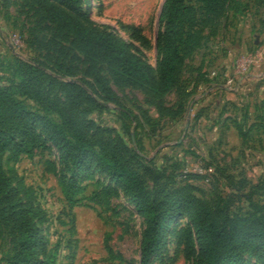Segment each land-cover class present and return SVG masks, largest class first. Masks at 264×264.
I'll use <instances>...</instances> for the list:
<instances>
[{"label":"rangeland","instance_id":"rangeland-1","mask_svg":"<svg viewBox=\"0 0 264 264\" xmlns=\"http://www.w3.org/2000/svg\"><path fill=\"white\" fill-rule=\"evenodd\" d=\"M163 2L79 0L77 6H57L88 29L105 28L126 40L156 69ZM230 6L214 29H201L203 39L185 59L181 82L159 97L114 83L110 64L90 62L76 39L28 0H0V84L35 69L42 90L64 100L60 84L73 82L105 105L79 108L93 121L94 136L126 146L149 191L157 175L170 188L191 184L201 199L233 215H249L255 208L264 212V7L258 0H231ZM89 69L108 82L111 99L93 92ZM21 100L27 110L42 114L33 100ZM32 126L39 136L32 155L6 151L2 169L15 191L13 200L34 216L41 262L138 264L144 223L122 188L94 168L66 171L85 186L81 202L70 210L59 185L60 152L40 126ZM239 130L246 135L239 136ZM49 161L57 172L48 171ZM183 170L191 173L188 178ZM102 187L110 194L108 204L94 194ZM189 227L185 215L170 219L166 246L150 264H190L181 238ZM12 237L11 224L0 214V264L12 253ZM243 264L260 260L251 252Z\"/></svg>","mask_w":264,"mask_h":264},{"label":"trees","instance_id":"trees-1","mask_svg":"<svg viewBox=\"0 0 264 264\" xmlns=\"http://www.w3.org/2000/svg\"><path fill=\"white\" fill-rule=\"evenodd\" d=\"M52 23L71 34L84 56L90 61H106L111 77L119 86L146 88L154 96H163L181 82L185 59L200 46L201 29L213 28L231 9V0H164L159 21L163 31L157 39L159 54L156 69L144 60L130 44L105 28L88 29L58 5L73 7L79 0H28ZM264 7V0H258ZM143 39V38H142ZM28 68V67H26ZM93 92L103 100L113 92L108 82L89 69ZM64 100L50 97L42 90V80L34 70L25 71L18 81L0 84V214L12 226V253L5 264H48L38 254L39 231L33 214L13 200L15 191L9 187L2 169V156L21 153L32 155L41 131L60 152L59 185L71 210L82 200L85 186L73 174L94 168L112 179L142 217L144 227L138 264H150L155 253L166 246V231L170 219L185 215L190 227L182 233L185 256L190 264H243L244 256L253 252L264 264V212L255 208L249 215H233L226 208L212 207L194 192L191 184L170 188L159 183L149 191L139 174L134 155L126 146H111L93 134L94 123L79 110L83 103L104 107L97 97L73 82L60 84ZM104 97V98H103ZM21 98L33 100L42 114L29 111ZM182 103V102H181ZM184 103L179 105L182 108ZM177 116L180 112L176 111ZM55 116L56 119L51 118ZM264 121V117L261 118ZM264 133V130H263ZM239 130V136L242 137ZM48 171L57 172L48 162ZM153 173L147 167H143ZM191 173L185 174L189 177ZM195 174V173H194ZM95 196L109 203V192L102 187ZM223 199V197H220Z\"/></svg>","mask_w":264,"mask_h":264},{"label":"built area","instance_id":"built-area-1","mask_svg":"<svg viewBox=\"0 0 264 264\" xmlns=\"http://www.w3.org/2000/svg\"><path fill=\"white\" fill-rule=\"evenodd\" d=\"M189 173L188 170H183V176H185V174Z\"/></svg>","mask_w":264,"mask_h":264}]
</instances>
